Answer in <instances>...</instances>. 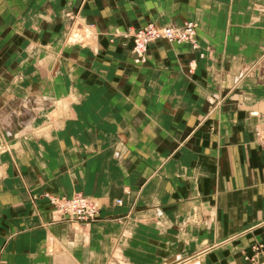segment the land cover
Returning a JSON list of instances; mask_svg holds the SVG:
<instances>
[{
    "label": "crops",
    "instance_id": "0c3cea01",
    "mask_svg": "<svg viewBox=\"0 0 264 264\" xmlns=\"http://www.w3.org/2000/svg\"><path fill=\"white\" fill-rule=\"evenodd\" d=\"M67 9L92 47L62 41ZM187 21L198 51L133 62L130 27ZM263 107L264 0H0V264H264Z\"/></svg>",
    "mask_w": 264,
    "mask_h": 264
},
{
    "label": "built area",
    "instance_id": "2783aa9c",
    "mask_svg": "<svg viewBox=\"0 0 264 264\" xmlns=\"http://www.w3.org/2000/svg\"><path fill=\"white\" fill-rule=\"evenodd\" d=\"M196 27L193 21H187L180 27H156L149 24L140 29L128 30L132 37L133 61L141 64L146 59L147 48L155 40L166 39L168 42H177L180 44L188 43L191 47L197 48L195 32ZM51 203L58 209L56 213L62 214L65 218H72L81 221H90L98 214L95 201L91 197L82 193H74L69 197L64 195H49ZM120 204V200H118Z\"/></svg>",
    "mask_w": 264,
    "mask_h": 264
},
{
    "label": "rangeland",
    "instance_id": "374dc122",
    "mask_svg": "<svg viewBox=\"0 0 264 264\" xmlns=\"http://www.w3.org/2000/svg\"><path fill=\"white\" fill-rule=\"evenodd\" d=\"M62 18H63V24H65V27H64V31H63V34L61 35V38H62V41L63 42H65L66 44H69V45H74V46H80V47H84V48H90V47H92V45L91 44H86V43H82V41H84V40H88V41H91V42H94V40L93 39H87L88 38V36H87V38H85V39H81L82 37H84V35L86 36V35H89V37L91 36V33L90 32H92L93 30L95 31V27H93L92 26V24H90V23H87V22H85L83 19H81V15H80V11L79 10H77V11H72V10H70V9H67V10H65V12L63 13V16H62ZM82 22H84L85 23V25H86V27L83 25V23ZM149 24H153V25H155L156 27H159L160 25H157L155 22L153 23V22H149V23H147V24H145V25H143V26H140V27H130L128 30H130V29H140V28H142V27H145V26H147V25H149ZM90 27H92V28H90ZM162 27V26H161ZM163 28V27H162ZM92 30V31H91ZM126 33H127V35H129V32H127L126 31ZM198 37H196V41L198 42ZM162 40V39H161ZM71 41H73V42H71ZM156 41V40H155ZM154 41V42H155ZM90 42V43H91ZM154 42H152V43H154ZM76 43V44H75ZM171 43V42H170ZM95 44V43H94ZM150 45V44H149ZM182 45V44H181ZM132 48V47H131ZM148 52V51H147ZM132 55H133V50H132ZM146 58H147V54H146ZM132 60H133V57H132ZM145 61H146V59H145ZM144 61V62H145ZM134 62V61H133ZM142 63V62H141ZM195 69V63H194V65L192 66V64L189 62V71H193ZM264 108V107H263ZM256 132V136L258 137L257 139L259 140L258 141V143L259 144H261V145H263L264 146V130L262 129V128H257L256 130H255ZM49 195H54V194H48L47 192H44L43 194H41V196H40V199L41 200H43V201H45L49 206H51L52 207V209H53V211L54 212H58L57 210L58 209H56V206L55 205H53L52 203H51V198L49 197ZM93 198V197H92ZM34 199V198H33ZM95 199V201H97L98 202V204H99V207H100V202L96 199V198H94ZM58 214H60V213H58ZM61 216H63L62 214H61ZM97 217V216H96ZM96 217L95 218H93L92 220H90V221H93V220H95L96 219ZM66 220L68 221V222H70V223H75V222H77V223H79L80 225H82V226H84V225H86V224H88V222H86V221H81V220H75V219H70V218H66ZM204 259H202L201 258V263L203 264L204 263V261H203ZM113 262H114V264L116 263V264H122L121 262H119L117 259H114L113 260Z\"/></svg>",
    "mask_w": 264,
    "mask_h": 264
},
{
    "label": "bare ground",
    "instance_id": "6f19581e",
    "mask_svg": "<svg viewBox=\"0 0 264 264\" xmlns=\"http://www.w3.org/2000/svg\"><path fill=\"white\" fill-rule=\"evenodd\" d=\"M186 23V22H185ZM184 23V24H185ZM194 25H195V27H196V30H195V32H196V34H197V24H195L194 23ZM168 26H172V27H179V26H176V25H168ZM167 27V26H166ZM90 28H92V27H90ZM92 31V30H91ZM91 33V36H90V38L89 39H96V33H95V31L93 30L92 32H90ZM126 35H127V33H126ZM127 36H129V35H127ZM131 37V36H130ZM132 38V37H131ZM81 39H84V37H82ZM162 40H164V41H167L166 39H162ZM157 41H159V40H157ZM168 42V41H167ZM171 41H169L168 43H170ZM171 43H174V44H179V45H181L180 43H177V42H171ZM183 44H188V43H183ZM189 45V44H188ZM197 45H198V47L197 48H193V47H191L193 50H195V51H198L199 50V42H197ZM148 51V50H147ZM201 56L203 57L204 56V53H202L201 54ZM29 130L30 129H27V132H29ZM88 196V195H87ZM88 197H90V196H88ZM92 198V197H91ZM92 200H94L95 201V199L94 198H92ZM120 204H122V201L120 200ZM117 203H118V200H117ZM95 204H96V207H97V211H98V213H99V209H100V207H99V204H98V202L97 201H95ZM119 204V203H118ZM61 215V214H60ZM98 215V214H97ZM204 261V260H203ZM176 264H194V262L192 261V258H191V260H189V259H185V260H183V261H180V262H178V263H176Z\"/></svg>",
    "mask_w": 264,
    "mask_h": 264
}]
</instances>
